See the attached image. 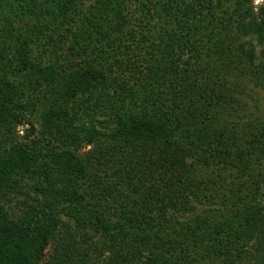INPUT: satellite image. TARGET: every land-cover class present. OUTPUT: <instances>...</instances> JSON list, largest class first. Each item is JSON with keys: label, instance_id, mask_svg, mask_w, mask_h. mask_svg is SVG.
<instances>
[{"label": "trees", "instance_id": "obj_1", "mask_svg": "<svg viewBox=\"0 0 264 264\" xmlns=\"http://www.w3.org/2000/svg\"><path fill=\"white\" fill-rule=\"evenodd\" d=\"M255 1L0 0V264H264Z\"/></svg>", "mask_w": 264, "mask_h": 264}, {"label": "rangeland", "instance_id": "obj_2", "mask_svg": "<svg viewBox=\"0 0 264 264\" xmlns=\"http://www.w3.org/2000/svg\"><path fill=\"white\" fill-rule=\"evenodd\" d=\"M264 7V0H256L253 4V8L255 9L256 12H258L260 10V8ZM257 46V44H256ZM261 50V47L258 46L257 47V51ZM249 94L246 95L245 97V101H246V109L243 113H241L242 116H251L254 115L256 113V107H260L262 106L263 109L261 110L262 112H264V90L261 88H257L254 85H250L249 86ZM254 100V101H253ZM248 117V118H249ZM251 120H253L252 117H250ZM20 131H23V129H21ZM23 133H20V135H22ZM14 205V202L12 204H10L9 206L6 207L7 210H9L12 206ZM10 213L13 214H19L18 211H16V209Z\"/></svg>", "mask_w": 264, "mask_h": 264}]
</instances>
